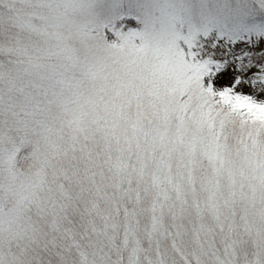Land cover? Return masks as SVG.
Returning a JSON list of instances; mask_svg holds the SVG:
<instances>
[{
    "label": "snow or ice",
    "instance_id": "1",
    "mask_svg": "<svg viewBox=\"0 0 264 264\" xmlns=\"http://www.w3.org/2000/svg\"><path fill=\"white\" fill-rule=\"evenodd\" d=\"M0 264H264V0H0Z\"/></svg>",
    "mask_w": 264,
    "mask_h": 264
}]
</instances>
